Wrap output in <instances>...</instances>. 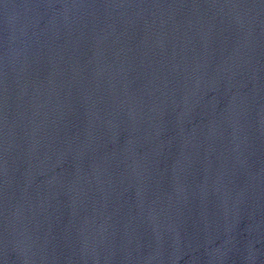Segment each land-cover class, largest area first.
Segmentation results:
<instances>
[{
    "label": "water",
    "instance_id": "95a60500",
    "mask_svg": "<svg viewBox=\"0 0 264 264\" xmlns=\"http://www.w3.org/2000/svg\"><path fill=\"white\" fill-rule=\"evenodd\" d=\"M0 264H264V0H0Z\"/></svg>",
    "mask_w": 264,
    "mask_h": 264
}]
</instances>
